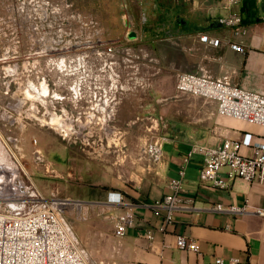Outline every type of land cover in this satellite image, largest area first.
<instances>
[{"label":"rangeland","instance_id":"obj_1","mask_svg":"<svg viewBox=\"0 0 264 264\" xmlns=\"http://www.w3.org/2000/svg\"><path fill=\"white\" fill-rule=\"evenodd\" d=\"M200 5L0 0V199H17L29 187L45 198L77 201L102 182L92 174L124 183L146 165L141 153L158 130L152 125L160 112H141L140 103L153 98L156 74L162 87L156 96L165 101L158 104L179 101L172 87L181 73L173 67L185 66L167 57V34L182 31V22L192 19L188 8ZM109 47L119 53L108 54ZM126 99L138 103L135 110L125 108ZM46 144L49 152L42 150L44 161L36 163L35 147ZM64 218L90 264L109 256L102 244L112 231L107 207L95 202L87 214L73 204Z\"/></svg>","mask_w":264,"mask_h":264},{"label":"crops","instance_id":"obj_2","mask_svg":"<svg viewBox=\"0 0 264 264\" xmlns=\"http://www.w3.org/2000/svg\"><path fill=\"white\" fill-rule=\"evenodd\" d=\"M198 1L202 5L188 8L192 19L182 22L183 30H171L166 40L167 57L170 60L181 58L185 66L173 69L180 73L205 74L264 93V0H241L233 9H229L224 0ZM232 13L241 16L246 34H236L233 28L219 23ZM203 36L218 39L220 43L214 46L202 41ZM232 44L241 46L243 51L234 50ZM150 79L153 98L142 101L140 108L149 115L160 112L152 125V129L158 128L152 140L162 141V161L152 163L145 150L141 156L148 163L136 168L137 173L128 176L130 180L123 183L115 176L92 174L91 179L99 181L102 177V182L75 196L77 201L85 203L87 214L95 202L108 208L112 231L108 238L103 237L102 244L109 249V256L99 263L216 264V259L222 258L224 264H264V217L257 213L264 211V185L239 178L225 188L205 185L200 179L204 156L194 151L197 147L218 146L227 139L242 140L246 133L252 134L254 139H264V128L220 116L215 102L204 99L186 102L184 98L193 96L179 95L177 91L179 101L168 99L160 106L158 102H165L156 96L162 88L161 76L156 74ZM122 104L130 111L138 105L127 99ZM28 144L33 147L31 139ZM48 145L44 148L37 145L35 150L41 154L42 150L49 152ZM242 153L250 155L252 150L243 148ZM182 171L179 198L184 208L173 212L172 222L162 231L167 210L156 207V202L172 193L169 182L180 179ZM226 173V169L221 171L224 181H228ZM112 192L121 193L128 206L110 209L107 198ZM218 205L226 210L218 211ZM231 206L241 212L228 211ZM129 209L135 215L134 226L124 237H117L112 216ZM149 232H152V240L147 237ZM179 234L197 242L200 253L180 250L176 245Z\"/></svg>","mask_w":264,"mask_h":264},{"label":"built area","instance_id":"obj_3","mask_svg":"<svg viewBox=\"0 0 264 264\" xmlns=\"http://www.w3.org/2000/svg\"><path fill=\"white\" fill-rule=\"evenodd\" d=\"M229 9H233L241 0H224ZM223 26L233 28L236 34H246L242 29L241 16L232 13L229 17L220 19ZM202 41L218 46V39L203 36ZM232 48L242 52L243 48L232 44ZM107 53H119L109 47ZM179 95L198 97L215 102L217 112L222 117L232 118L264 128V93L251 91L232 85L228 82L213 79L205 74L186 72L179 74L176 83ZM249 148L252 154H243L242 149ZM146 154L150 161L159 164L163 159L162 141L154 139L146 145ZM194 151L204 156L200 173L201 182L215 188L229 187V182L239 178L247 182L258 181L264 185V139H254L246 133L242 140H225L213 147H197ZM36 163H42V154L34 151ZM227 170L228 181L221 179V171ZM181 178L171 180V194L156 202V207L167 210L166 230L173 220V212L184 208L179 198L182 190L184 172ZM25 195L13 200L0 199V264H90L80 248L79 240L73 227L65 220L66 208L73 204L81 207L87 213L85 203L74 200L45 198L38 191L25 188ZM107 204L110 209L118 206H128L121 193H109ZM224 211L222 205L216 207ZM232 213L241 210L231 206L227 209ZM264 217V211L257 212ZM115 235L124 237L127 230L134 226L135 215L129 209L112 216ZM152 240V232L148 233ZM176 245L180 250L200 253V248L194 240H188L185 235L176 236ZM238 260H234L237 263ZM216 264H224L222 258L216 259Z\"/></svg>","mask_w":264,"mask_h":264},{"label":"bare ground","instance_id":"obj_4","mask_svg":"<svg viewBox=\"0 0 264 264\" xmlns=\"http://www.w3.org/2000/svg\"><path fill=\"white\" fill-rule=\"evenodd\" d=\"M43 92H44V90H43ZM23 167V170H24V172H25V174H27L28 175V171H27V169L24 167V166H22ZM30 176V175H29ZM81 208V207H80Z\"/></svg>","mask_w":264,"mask_h":264},{"label":"water","instance_id":"obj_5","mask_svg":"<svg viewBox=\"0 0 264 264\" xmlns=\"http://www.w3.org/2000/svg\"><path fill=\"white\" fill-rule=\"evenodd\" d=\"M129 37H130V38H133V37H136V35H135V34H132V33L130 32Z\"/></svg>","mask_w":264,"mask_h":264},{"label":"trees","instance_id":"obj_6","mask_svg":"<svg viewBox=\"0 0 264 264\" xmlns=\"http://www.w3.org/2000/svg\"><path fill=\"white\" fill-rule=\"evenodd\" d=\"M170 34H171V32H170ZM169 33L167 34V35H170Z\"/></svg>","mask_w":264,"mask_h":264}]
</instances>
